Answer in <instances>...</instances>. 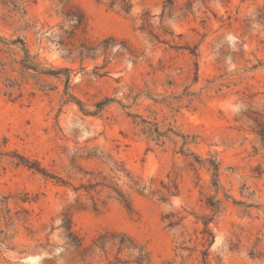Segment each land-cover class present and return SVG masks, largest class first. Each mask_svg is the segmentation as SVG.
I'll list each match as a JSON object with an SVG mask.
<instances>
[{"label": "rangeland", "instance_id": "obj_1", "mask_svg": "<svg viewBox=\"0 0 264 264\" xmlns=\"http://www.w3.org/2000/svg\"><path fill=\"white\" fill-rule=\"evenodd\" d=\"M132 3L126 12L110 0H0V35L23 37L42 66L69 69L25 70L19 48L1 53L0 152L17 150L68 183L3 157L0 264H104L93 241L105 231L134 238L149 264H203L210 197L221 205L209 263L264 264V148L252 130L253 118L264 122V0ZM69 9L84 13L85 26L66 20ZM146 15L159 40L140 29ZM176 45L197 46L198 56ZM108 97L115 101L95 113ZM129 112L189 135L190 152L217 159L219 190L208 163L180 152L181 136L156 144ZM102 176L128 193L134 212L108 188L80 191ZM165 186L175 193L168 202ZM169 213L184 220L169 227ZM65 215L83 247L68 243Z\"/></svg>", "mask_w": 264, "mask_h": 264}, {"label": "trees", "instance_id": "obj_2", "mask_svg": "<svg viewBox=\"0 0 264 264\" xmlns=\"http://www.w3.org/2000/svg\"><path fill=\"white\" fill-rule=\"evenodd\" d=\"M110 5L111 6L120 5L123 10L129 12L133 6V3L132 0H110ZM64 15L66 17V20L71 24H73L75 28L83 27L86 24L85 15L80 10L73 11L69 9L68 12H66ZM140 29L143 31H147L155 39L158 40L160 39V36L156 34L151 28V23L147 15L144 24L143 26L140 27ZM166 33H170L171 35L173 34L172 32H166ZM112 39L113 38H109L105 40L103 42L104 47H107ZM12 47H17L20 49L21 52H23V56L19 60V63L22 65V67L25 70H33L35 72L48 74V75H60L61 73H63V71L66 70L69 71L68 68H48L42 66V64L36 60L37 56L31 54L30 49L27 46V43L23 37L9 39L0 35V72L1 69H3L5 66L1 53H8ZM176 47L189 49L192 55L196 57L198 56L197 46L190 47V46L176 45ZM92 50L95 49L92 48ZM90 51H91L90 48L82 46L81 54H84L86 52L89 53ZM196 67L198 68V62H196ZM74 99H76L81 109H84L82 106V102H80L75 97ZM112 101H115V99L109 97L105 98L102 101H99L96 104L97 109L95 113L102 110L106 105H108ZM128 114L132 116L134 119L136 118L141 119L140 122H137L136 120H134V122L137 125H142L141 127L142 133L146 134L152 140H155L156 144L164 143L165 138L168 137L170 133H174L175 135L181 136L183 138V141L180 148V152H182L185 155H192L195 158V160L199 163H208L210 169L213 171V185L216 187L217 190H219L220 185L218 183V177L220 170V162L214 158L203 160L201 156H199L198 154L194 152H190L188 146L191 145V143H193V140H190L189 135L178 133L175 130H173V128H168L166 131H162L156 123L151 122L138 114H134L131 112H129ZM253 122H254V126L252 127V130L257 134L261 146L264 148V122L261 121L258 117L253 118ZM5 143H7L6 140ZM5 156L10 157L12 159V162L18 166L22 165L28 167L29 169L34 170L44 175L45 177L56 179V181L59 183L62 184L68 183L63 178L56 176L55 174L50 172L38 160L31 159L30 157L22 153H19L17 150L10 152L1 151L0 162ZM98 187L108 188L111 192L109 198L115 197L125 206V208L130 213L134 212L133 203L128 193H126L119 186L118 183L108 179L107 176H102L100 179L97 177L91 178L87 184L83 183L80 185V191L81 190L85 191L88 194H90L92 191H97V193H99L100 191L97 190ZM141 188L144 189L145 187L143 186ZM165 188L167 190V193L162 194L160 196V199L165 202H168L170 201V196L174 195L175 193L171 190L169 186H165ZM227 197L230 196L227 195ZM104 203L105 201H103V204ZM93 205H94V209H97L99 206L98 202L96 201H93ZM207 205L212 209L213 214L204 215L200 218L203 224V227L200 230L201 240L203 246H205V248L202 250V256H201L202 257L201 261L203 264H210L208 261L209 249L215 240V234L211 227V223L215 220L216 214L220 211L221 200L220 199L215 200L214 197H210L207 200ZM164 219L168 220L169 227H175L181 224V222L184 220V217H180L176 213H169L164 216ZM13 222H14V218L12 216H8L5 223L7 227H10L13 224ZM60 226L63 227V233L65 234V237L67 238L69 244L80 248L83 247V238L80 237L73 230L72 220L69 215H65ZM0 231L3 232V230ZM7 240H8V236L7 233L5 232L4 237L0 239V243L6 245ZM93 246L99 251L106 254V262L104 264H149L150 262V253L148 252V250L143 245L139 244L134 238H132L131 236H129L127 233L124 232H117V231L102 232L93 241ZM182 249L188 250L189 248L186 246H182ZM125 252L129 254L128 258L122 257V254ZM166 264H172V262H168Z\"/></svg>", "mask_w": 264, "mask_h": 264}]
</instances>
